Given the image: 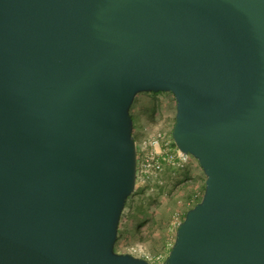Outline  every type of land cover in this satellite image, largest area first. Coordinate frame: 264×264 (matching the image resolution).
Listing matches in <instances>:
<instances>
[{
  "label": "water",
  "instance_id": "1",
  "mask_svg": "<svg viewBox=\"0 0 264 264\" xmlns=\"http://www.w3.org/2000/svg\"><path fill=\"white\" fill-rule=\"evenodd\" d=\"M142 93L206 178L162 264H264V0H0V264H151L116 251Z\"/></svg>",
  "mask_w": 264,
  "mask_h": 264
},
{
  "label": "rangeland",
  "instance_id": "2",
  "mask_svg": "<svg viewBox=\"0 0 264 264\" xmlns=\"http://www.w3.org/2000/svg\"><path fill=\"white\" fill-rule=\"evenodd\" d=\"M131 113L136 119L134 133L140 137L145 136L144 130H162L172 134L176 101L171 93H142L137 96ZM171 172L166 169L164 184L154 190L137 185L122 216L121 241H124L125 247L120 244L116 248L118 253H128L132 247H141L150 254L163 253L168 256L176 238L175 217L181 214L184 219L189 202L187 198L198 193L203 196L206 180L199 163L193 157L186 171L189 174L186 181L184 173L172 175Z\"/></svg>",
  "mask_w": 264,
  "mask_h": 264
},
{
  "label": "built area",
  "instance_id": "3",
  "mask_svg": "<svg viewBox=\"0 0 264 264\" xmlns=\"http://www.w3.org/2000/svg\"><path fill=\"white\" fill-rule=\"evenodd\" d=\"M144 134L137 143V185L141 184L146 189L154 190L164 184L163 175L167 168L172 170L174 175L189 169L192 156L182 153L176 147L172 134L162 130H144ZM199 197L202 195L196 194L188 206H193ZM182 221V215H176L174 228L177 229ZM128 253L151 264H162L167 258L166 254L153 255L141 247H132Z\"/></svg>",
  "mask_w": 264,
  "mask_h": 264
},
{
  "label": "trees",
  "instance_id": "4",
  "mask_svg": "<svg viewBox=\"0 0 264 264\" xmlns=\"http://www.w3.org/2000/svg\"><path fill=\"white\" fill-rule=\"evenodd\" d=\"M149 94H160V93H149ZM132 109V108H131ZM154 112V111H153ZM131 116H132V118H133V121H134V130L136 129V119H135V116L131 113ZM134 137H135V140H136V142L137 143H139L140 142V140H141V137L139 136V135H137L136 133H134ZM171 171V170H170ZM185 173V172H184ZM143 191H144V189H142ZM204 190H205V183H204V185H203V192H204ZM132 197L133 196H131L130 198H129V200H128V202L132 199ZM194 197V195L193 196H189L187 199H189V202L192 200V198ZM201 199H202V197H199L197 200H196V202L193 204V206H188V208H187V211L188 210H190L191 208H193L198 202H200L201 201ZM188 202V203H189ZM188 203H187V205H188ZM186 214V213H185ZM121 222H122V220H121ZM120 231V230H119Z\"/></svg>",
  "mask_w": 264,
  "mask_h": 264
},
{
  "label": "crops",
  "instance_id": "5",
  "mask_svg": "<svg viewBox=\"0 0 264 264\" xmlns=\"http://www.w3.org/2000/svg\"><path fill=\"white\" fill-rule=\"evenodd\" d=\"M192 168V167H191ZM169 169V168H168ZM172 171V170H171ZM178 173H181V172H178ZM183 173V172H182ZM171 174L172 175H174V173H173V171L171 172ZM189 174H191V170H190V173ZM188 174V172H185L184 173V175H185V177H184V179H185V181H186V179H188L189 178V175ZM122 232H123V228H122V222H121V225H120V231H119V238H118V241H117V244H116V248L121 244V246L122 247H125V243H124V241H121L122 240Z\"/></svg>",
  "mask_w": 264,
  "mask_h": 264
}]
</instances>
